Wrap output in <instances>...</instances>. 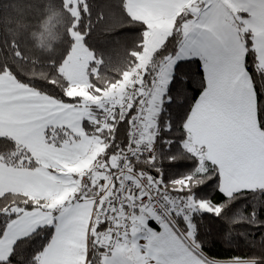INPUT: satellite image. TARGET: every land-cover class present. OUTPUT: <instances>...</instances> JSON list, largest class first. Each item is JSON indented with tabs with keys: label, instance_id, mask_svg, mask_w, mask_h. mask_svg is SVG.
<instances>
[{
	"label": "snow or ice",
	"instance_id": "snow-or-ice-1",
	"mask_svg": "<svg viewBox=\"0 0 264 264\" xmlns=\"http://www.w3.org/2000/svg\"><path fill=\"white\" fill-rule=\"evenodd\" d=\"M209 2L198 0L204 5ZM148 3L149 0H115L101 8L95 0H60L67 17L68 44L60 58L50 65L45 81L48 86L60 87L59 81L52 79L55 76L66 88L71 81L64 77L73 65L79 66L82 76L98 75L105 61L103 56L97 57L89 40L98 25H103L105 32H115L116 28L108 21L117 13L126 30L139 32L140 40L128 52L134 71L127 90L121 94L120 103L116 99L107 102L113 105L114 111L108 109L107 104L101 109L115 117L111 121L114 129L109 137L112 141L109 149H115L112 156L123 157L119 161L123 173L119 178L111 176V194L106 198L107 177L96 184L91 177L86 178V183L82 182L80 191L72 198L51 207L47 198L8 192L0 195V264H48L49 253L70 233L72 218L84 210L86 202L93 201L94 216L88 221L90 251L85 264H264V219L261 218L264 175L259 179L237 180L231 161L221 155L214 158L204 153L196 155L185 147L191 137L184 125L194 103L188 110L181 73L193 65L197 72H202V90L192 100L207 99L214 94L216 79L228 53L208 42H187V46L181 44L165 55L162 50L170 44L167 38L149 59L145 37L152 34V25L140 14ZM240 3L241 10L248 11L250 7L264 5V0H240ZM233 20L237 25V38L243 36L244 70L254 81L258 102L264 103V91H261L264 67H260L264 49L254 46L259 38L247 27L252 20L239 14ZM178 34L174 32L173 37ZM115 43L119 44V40ZM0 50L4 53V58L0 59V113H3L7 96L22 97L41 81L26 80L19 71L22 64L39 63L25 44L5 37L0 40ZM47 95L34 102L40 103ZM182 97L184 104L179 103ZM52 98L57 99L55 95ZM90 123L94 131L98 125ZM119 127H126V138L117 144L115 128ZM260 127L264 128V108H261ZM54 128L48 125L44 129L46 138L62 144L67 137L54 134ZM2 139L6 137H0ZM124 160L128 161L127 166ZM108 167L109 173L119 170L112 169L110 164ZM127 176L133 179H125ZM9 195H19L22 199L3 203ZM203 214L226 224L229 232L234 231L236 225L245 229L251 227L261 232L262 238L254 244L255 250L250 254L219 262L203 252L205 241L200 231L204 222L197 219ZM157 225L160 231L154 230ZM141 239L145 241L143 245L139 243ZM122 244L129 248L135 244L128 255L139 250L143 260L118 261L113 252ZM105 248L110 251L102 254Z\"/></svg>",
	"mask_w": 264,
	"mask_h": 264
},
{
	"label": "crops",
	"instance_id": "crops-1",
	"mask_svg": "<svg viewBox=\"0 0 264 264\" xmlns=\"http://www.w3.org/2000/svg\"><path fill=\"white\" fill-rule=\"evenodd\" d=\"M229 1L241 10L240 0ZM204 6L198 0H149L140 14L152 26H156L171 22L181 10L190 8L194 13L191 21L199 23L197 31L193 30L191 37H188V42H208L227 51L228 57L216 79L214 94L194 104L186 127L193 137V147L197 152L209 158L221 155L231 161L237 180L259 179L264 175V134L258 125L252 82L244 70V48L241 39L237 38L232 16L228 18L226 11L213 10L207 19H203L198 11ZM245 12L248 19L253 21L249 24L250 29L259 38L254 46L258 50L264 49V5L250 7ZM260 66L264 67V52ZM41 96L34 91L22 97L7 96V106L0 113V134L12 138L31 153L45 156L48 143L44 129L53 125L66 131L71 125L69 123L73 114L76 116L73 119L77 118L81 128L85 113L84 106H73L48 97L35 103ZM53 153L52 150L45 157H51ZM14 174L11 168L0 164V193L20 191L13 186ZM93 216V202H86L84 210L72 218L70 233L49 253L48 264H69V252L79 240L75 239V235L81 237L83 229L87 251H90L88 221ZM108 251L104 250L102 254ZM113 255L118 261L128 259L119 249ZM82 263L85 264V259Z\"/></svg>",
	"mask_w": 264,
	"mask_h": 264
},
{
	"label": "trees",
	"instance_id": "trees-1",
	"mask_svg": "<svg viewBox=\"0 0 264 264\" xmlns=\"http://www.w3.org/2000/svg\"><path fill=\"white\" fill-rule=\"evenodd\" d=\"M114 2L115 0H95L96 5L101 8ZM181 14H183V18H181ZM237 14L248 17V14L242 10H238ZM193 16L194 14H190L187 8L177 13L174 19L176 25L180 27L181 24L188 19L191 18L192 20ZM121 20L122 18L117 13L115 17L110 18L108 21L110 26L116 28L115 32H105L103 29L104 26L98 25L89 40V44L92 49L96 51L97 57L103 56L105 61L104 65L100 67L98 75H94L91 78L86 77V88L96 95L101 96L106 93L117 92V90L126 85L132 78L134 69L132 66V58L128 55V52L135 48L137 42L140 40V35L137 31L126 30L127 26L124 25ZM232 23H234L233 25L237 30V25L233 17ZM66 27L67 17L62 12L60 0H0V40L6 37L10 41L13 39L20 41L31 50L33 57L39 61L35 66L33 64H22L19 68V71L26 80L37 78L41 81V84L34 87L32 91L41 95L47 93L48 95L46 97L50 99H53L52 97L55 95L57 97L55 101L57 102L73 106H83L84 97L79 94L71 93V91L74 90L71 83H68L65 88L63 81H61L59 77L53 76V81H59L60 87L56 88L45 84L50 74V65L54 60L60 58L61 53L68 44V37L65 31ZM247 27L250 28L249 25H247ZM174 32L179 34L173 37ZM174 32L167 36V38H170V44L167 49L162 50L165 55H167L168 52H174L175 48L180 47L182 44L183 37L180 35V31L176 29ZM240 39L243 45L242 35ZM116 40H119V44L115 43ZM164 43L165 41L154 51H150L148 58L150 59L152 52H155ZM3 58L4 53L0 50V59ZM184 73H187V75L185 76ZM184 73H181L183 77L182 83L185 86V95L189 105L188 110H190V104L196 103L192 100V97L198 96L202 90L201 81L203 79V73L197 72L194 65L191 69L186 67ZM125 75H127V79H125ZM64 79L68 80L66 75ZM250 79L255 93L258 125L264 134V128L260 127L261 108H264V103L258 102L254 81L252 78ZM188 85H191V87H188ZM61 89H63V92H61ZM261 91H264V89H261ZM179 103L184 104L185 98L182 97ZM88 108L92 113L96 114L97 118L99 109L96 103L91 104ZM113 119H115V117L108 120L105 125H99L87 116L84 117L82 121L84 133L99 140L103 146L100 156L106 159L112 157L111 152L115 151L114 148L109 149V145L112 143L109 137L112 134L111 130L114 129V125L111 122ZM90 122L98 125L94 131ZM184 127L187 129L186 124ZM49 131L52 130L50 129ZM64 131L65 130L54 128V134L61 138L65 137L62 133ZM188 133L191 139L185 147L188 151L196 155L201 154L197 152L196 149H192L194 148V141L191 133L189 131ZM115 136L117 144L123 142L126 138V127L115 128ZM0 137H6V139L0 140L1 162L12 168H28L37 165H35V162L31 159L32 154L29 150L6 135L0 134ZM46 141L50 142V138H46ZM54 144L58 146L60 143ZM141 167H143V165H141ZM89 191H91V189H89ZM8 193H22L23 195H27L20 191H9ZM213 195H215V193ZM29 197L32 198L31 196ZM216 198L220 199L218 196ZM21 199L22 196L9 195L3 203H9L13 200L20 201ZM51 201L53 200H50V202ZM48 206L51 207V205ZM261 218L264 219V209L261 210ZM197 219H203L204 222L200 231V235L205 241L202 245L203 252L206 253L207 257H215L217 261H228L233 256L250 254L255 250L254 244L259 242L262 238V233L251 227L245 229L236 225L234 226L235 230L229 232L226 224L217 219L210 218L208 214H203L197 217ZM156 228L159 229V225H157ZM244 232L248 234H242ZM90 241L91 238H89V242ZM102 251H104V249Z\"/></svg>",
	"mask_w": 264,
	"mask_h": 264
},
{
	"label": "rangeland",
	"instance_id": "rangeland-1",
	"mask_svg": "<svg viewBox=\"0 0 264 264\" xmlns=\"http://www.w3.org/2000/svg\"><path fill=\"white\" fill-rule=\"evenodd\" d=\"M232 3L233 2L229 0H210L207 5L198 11V14H200L201 18L207 19L213 10H219L222 12L226 11V16L228 18L230 16L234 17L237 15L239 9L233 6ZM186 9L187 8H185V10ZM188 11L190 14H194L190 8H188ZM198 23L199 22L191 21L190 18L183 22L180 27L176 25L175 19L171 22H163L156 26L153 25L151 28L152 34L145 37V43L147 45V50H145L148 54L150 53L149 50L154 51L163 41H165L167 36L176 29L180 31V35L183 37L182 44L187 46L188 39L191 37V34H193V30L194 32L197 31L196 29ZM66 76L74 87V90L71 91V93L79 94L84 97L83 108L85 117L87 116L90 119H93L94 122L97 120L96 114L92 113L88 107L93 103H96V105L105 103L111 106V103H107L110 99H116L117 103H120V100L122 99L121 94L126 92L129 83L128 82L126 85L121 87L117 90V92L106 93L100 96L90 92L86 88V76H82L78 65L70 66ZM75 117L76 116L73 114V118ZM73 118H70V127H68L66 131L62 132L64 136L67 137L62 144L56 146L53 142L51 143L46 141L49 145L47 144V147L45 148V151L47 152V154L45 153V156H48V153H51L53 150L54 153L50 154L51 157L31 153V159L35 162V165L37 164L35 167L12 168L0 161L1 165L7 166L14 171L15 178L13 186H15V189L20 190V192H23L31 197H40L41 199L47 198L48 205L51 206L63 204L64 201L72 198L74 192L76 191L77 175L79 176L80 174H84L88 170H91L96 161L103 157L100 156L103 146L99 140L86 135L83 131V127L79 128L77 118ZM69 140L72 141L71 145L68 144ZM50 200L53 201L50 202ZM154 230L160 231V228H155ZM80 232L81 229L79 230V233ZM75 239L79 240L78 242L76 241L75 247H72L69 252L71 258V261L69 260V264H83L82 262L88 253V245L85 244L87 241L85 240L84 229L82 230L81 237L80 235H75ZM105 243H107V241H105ZM139 243L143 245L145 241L141 239ZM135 247V244H133L131 248H129L126 244H122L119 245L117 249L125 253L128 259L132 257V259L138 258L143 260V256L140 255L139 250H136L132 256L127 255L128 253L133 252ZM104 250L109 249L105 248Z\"/></svg>",
	"mask_w": 264,
	"mask_h": 264
},
{
	"label": "built area",
	"instance_id": "built-area-1",
	"mask_svg": "<svg viewBox=\"0 0 264 264\" xmlns=\"http://www.w3.org/2000/svg\"><path fill=\"white\" fill-rule=\"evenodd\" d=\"M121 100H120V102H121ZM104 105H105V103L101 104L100 107H98L99 111H98L96 123L99 125H105L108 120L113 118V116L111 115L110 112H106V111L101 110L104 107ZM107 108L113 109V111L115 110L113 105L110 106L109 104H107ZM122 159H123L122 156H112L109 159H106L105 157L99 158L91 170H88L87 172H85L84 174H80L79 176L77 175L76 191L74 192L73 196L77 192L80 191L82 182L86 183V178H88V177H91L93 184L98 183L102 177H107V182L104 184V187L108 188L109 191H108V193L105 194L104 198H106L108 195H110L111 194L110 185L112 184L111 176L115 175V176H117V178H119V176L123 173V168H119V161ZM106 161H107V163H106ZM109 164L111 165L112 169H118L119 168V170L109 173V167H108ZM127 165H128V161L124 160V166H127ZM101 169H102V171H101ZM129 171H131V169H129ZM125 179L131 180L133 178L131 176H127V177H125ZM93 203H94V201H93ZM96 210L99 212L98 206H97Z\"/></svg>",
	"mask_w": 264,
	"mask_h": 264
}]
</instances>
